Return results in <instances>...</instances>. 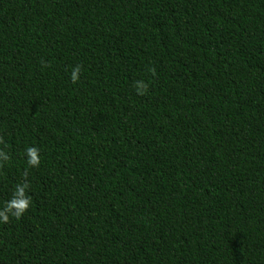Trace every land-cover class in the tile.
Instances as JSON below:
<instances>
[{
	"label": "trees",
	"instance_id": "1",
	"mask_svg": "<svg viewBox=\"0 0 264 264\" xmlns=\"http://www.w3.org/2000/svg\"><path fill=\"white\" fill-rule=\"evenodd\" d=\"M0 135V264H264V0H0Z\"/></svg>",
	"mask_w": 264,
	"mask_h": 264
},
{
	"label": "clouds",
	"instance_id": "2",
	"mask_svg": "<svg viewBox=\"0 0 264 264\" xmlns=\"http://www.w3.org/2000/svg\"><path fill=\"white\" fill-rule=\"evenodd\" d=\"M41 63L43 64L44 62L41 61ZM82 68V65H76L73 67L70 75V79L73 84L79 82ZM149 72H151L152 76L157 75L155 68H150ZM133 86L137 94L140 96H144L148 93L149 84L142 80L134 81ZM0 145L4 146L0 147V169H3L5 165L11 160V156L6 150V142L2 135H0ZM25 156L27 158V165L29 168H38L40 166L41 160L39 148L34 146L27 147L25 149ZM23 176V182L16 184L11 198L4 203L2 208H0V223L7 224L10 222L11 218H15L17 220L21 219L31 207L32 199L28 195L31 185L27 179V170H25Z\"/></svg>",
	"mask_w": 264,
	"mask_h": 264
}]
</instances>
